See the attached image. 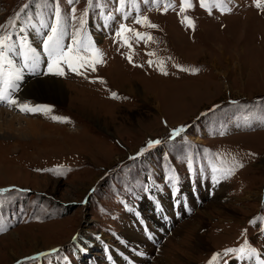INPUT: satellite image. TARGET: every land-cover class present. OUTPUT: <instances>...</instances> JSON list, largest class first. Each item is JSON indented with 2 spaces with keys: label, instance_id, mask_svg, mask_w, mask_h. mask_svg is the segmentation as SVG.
<instances>
[{
  "label": "rangeland",
  "instance_id": "374dc122",
  "mask_svg": "<svg viewBox=\"0 0 264 264\" xmlns=\"http://www.w3.org/2000/svg\"><path fill=\"white\" fill-rule=\"evenodd\" d=\"M191 2L193 7L181 14L183 0H135L139 11L126 0L131 16L122 20L114 12L117 0H94L91 7L86 0L71 6L62 0L64 15L70 16L73 6L77 15L89 11L87 30L104 63L83 76L65 68V77L43 75L42 65L41 74L30 78L62 81L66 97L43 105L51 109L38 117L46 138L0 137V189H30L0 196L5 200L0 221L10 215L19 220L0 236V264H17L58 247V255L26 264H209L215 252L246 240L264 252L259 232L264 222L249 223L264 215V122L259 119L264 116V0L260 8L256 0H205L207 7ZM40 7L37 0H0V35L11 32L15 39L29 18L36 22ZM51 8L49 0V14ZM108 12L114 21L103 19L101 13ZM135 16H147L158 27L136 24ZM184 16L195 29L181 22ZM121 22L134 30L125 34L131 48L114 39ZM135 31L152 40L137 38ZM41 38L38 34V45ZM113 91L119 99L112 98ZM8 106L0 103V109ZM180 126L186 129L182 138L169 141L172 129ZM150 138L164 143L130 160ZM187 154L206 169L202 178L186 170ZM238 163L245 167L231 179L212 182L211 167L223 176ZM172 168L180 177L179 204L166 187ZM153 183L163 190L142 191ZM155 207L160 210L154 213ZM154 217L158 220L148 226L147 241L140 227L155 222ZM83 241L90 244L82 247ZM73 245L76 254L69 249ZM104 248L111 249L113 260ZM122 258L128 261L120 263Z\"/></svg>",
  "mask_w": 264,
  "mask_h": 264
},
{
  "label": "snow or ice",
  "instance_id": "6c2138e0",
  "mask_svg": "<svg viewBox=\"0 0 264 264\" xmlns=\"http://www.w3.org/2000/svg\"><path fill=\"white\" fill-rule=\"evenodd\" d=\"M77 2L78 0H66V4L69 6L74 5ZM117 2L118 6L114 8V12L122 14V20H128L131 16V11L126 10V0H117ZM127 2L139 11L135 0H127ZM144 2L147 3L148 0H144ZM154 2L159 4L160 0H154ZM221 2L226 3L227 0H221ZM37 3H39L41 7L39 9L36 22H32V18H29L28 23L23 28H19L16 31L15 39L13 38V34L11 32L6 35H0V103H5L9 106H16L22 112L33 114L49 112L51 109L47 106L30 105L19 100L17 94L22 87V81L25 78L26 71L32 75H40L43 65V75L45 76L51 75L65 77L67 75L65 68L71 73L83 76L85 72L89 70L96 72L98 66L104 63L103 52L96 46L95 41L92 39L87 30L88 19L90 17V13L87 9H85L81 15H77V9L73 6L70 8L71 15L67 16L62 14V0H51L52 8L49 14V0H37ZM86 3L89 7H91L94 0H86ZM200 3L202 7L208 6L205 3V0H200ZM183 5L184 7L181 9V14H183L185 10L193 7L191 0H183ZM171 6V3H169L165 7V12H167L168 8ZM256 6L257 8L262 6L261 0H256ZM97 7H99V4H97ZM209 11H211V9H209ZM228 11H231V8H228ZM101 15L105 21H114L116 19L113 12H108L106 15L101 13ZM132 19L136 24H144L145 26L153 29L158 27V25L151 23L147 16H135L132 17ZM181 22H186L190 29H195V23L189 17L184 16ZM10 26L12 28H16L15 22H12ZM104 27H108V24L105 23ZM28 29L34 30L37 34L43 37V56L41 55V52L31 44L30 36L24 34ZM133 31L134 30L127 24L121 22L114 33V39L120 38L119 42H122L124 46L131 48L132 45L125 37V34ZM135 36L142 39L146 38L148 41L152 40L151 35L142 34L139 31H135ZM17 49H20L21 51H17ZM14 55L21 56L23 62L21 64H17V62L13 59ZM128 59L131 62L132 56H129ZM149 63L151 64L152 62L149 61ZM177 67H179V65H177ZM181 70L188 71V69ZM160 71L164 75H168L167 71L163 68H161ZM193 71L198 72L199 69H195ZM100 82L104 83V81ZM111 95L113 99L120 98L114 91ZM124 99H127V97H124ZM232 103L237 104L236 101H233ZM219 107V105H216L214 108H210L209 112H213ZM53 119L64 123L68 122L67 118L60 116H55ZM259 119L261 122H264V116H261ZM236 126L240 127V124H237ZM185 131L186 129L184 126L173 128L167 139L169 141H176L178 138H182V134L185 133ZM220 134L224 133L222 132ZM162 143H164V141L160 139L150 138L147 141L146 146L141 148L135 155L130 156L129 159L135 161L136 159L142 157L146 152L154 149ZM184 160L186 163V170L190 175H196L200 178L203 177L206 169L198 167L195 164L194 156L192 154H187L184 157ZM244 167V163H238L234 168L228 171L227 174L218 176L217 172L219 169L213 166L210 170L211 180L214 184H219L222 180L226 181L231 179L232 176L235 175L236 169H243ZM38 171H44L46 173L56 172L55 169H38ZM165 179L167 181L166 187H168L171 194L177 198V203L179 204L180 197L183 193L178 187L180 183L178 170L175 168L169 169ZM152 190L163 189L160 188L158 183H153L150 186L145 184L142 187V191L144 193H148ZM11 191L24 192L30 191V189H0V196H3L4 193ZM4 203L5 200L0 199V208L4 206ZM125 206H127V204H125ZM129 211H131L130 207ZM258 222H264V215L249 221V223L253 225L258 224ZM4 231H7V228L0 225V232ZM245 231H247V229ZM259 232L261 235H264V229H259ZM73 239L76 240L78 237H73ZM59 251L60 249L53 248L49 252L37 253L35 256L25 257V264L26 262L40 260L42 257L46 258L49 256H56ZM83 251H87V249L85 248ZM106 252L109 253L107 259L110 261L113 260L110 250L106 249ZM262 256H264V252H258L257 249L250 246L249 242L246 240L239 247H228L224 249L222 253L215 252L211 256L209 264H214L218 258L222 261V264H230L231 259H235L238 264H264V258H262ZM17 264H22V262L18 261ZM49 264H51V262H49Z\"/></svg>",
  "mask_w": 264,
  "mask_h": 264
},
{
  "label": "bare ground",
  "instance_id": "6f19581e",
  "mask_svg": "<svg viewBox=\"0 0 264 264\" xmlns=\"http://www.w3.org/2000/svg\"><path fill=\"white\" fill-rule=\"evenodd\" d=\"M37 33L33 32L30 36V42L31 44L37 48L39 51V45L36 43L37 40ZM17 51H21L20 49H17ZM42 55V53H41ZM21 58V56H13V59L18 63V59ZM51 77V76H50ZM23 90L18 96L19 100L25 103H28L30 105H41L43 106L47 102L50 101H57L62 102L63 99L66 97V90L63 87L62 81H58L56 79H29L24 83ZM150 89H152L150 87ZM73 95V94H72ZM76 99V98H75ZM78 101V100H77ZM61 105V104H60ZM6 106V105H5ZM14 108V107H13ZM46 112H40V113H26V112H15L12 110H4L0 109V137L6 138V139H13V138H24V139H42L46 138L43 134V131H41L39 128L41 126H44V124H41L39 122V118L42 114ZM55 130H59L58 128H55ZM71 131L68 133L73 134ZM80 132V131H79ZM79 135V134H77ZM219 194L222 192L221 188L220 191H218ZM153 199V198H152ZM155 200V199H154ZM157 202V201H156ZM211 203H209V206ZM85 237V236H84ZM89 238V237H86ZM131 239H134V241H139L140 239L133 234H131ZM82 247L86 246V244H90L89 242L83 241ZM84 245V246H83ZM83 249V248H82ZM87 249V248H86ZM128 261L125 258H122L120 261ZM155 263H159L156 261ZM163 264V263H162Z\"/></svg>",
  "mask_w": 264,
  "mask_h": 264
}]
</instances>
